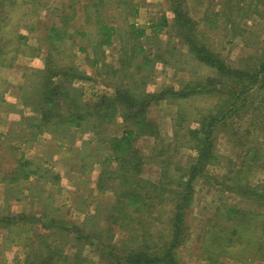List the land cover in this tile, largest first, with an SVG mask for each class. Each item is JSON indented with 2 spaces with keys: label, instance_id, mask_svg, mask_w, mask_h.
I'll use <instances>...</instances> for the list:
<instances>
[{
  "label": "rangeland",
  "instance_id": "1",
  "mask_svg": "<svg viewBox=\"0 0 264 264\" xmlns=\"http://www.w3.org/2000/svg\"><path fill=\"white\" fill-rule=\"evenodd\" d=\"M228 1L64 0L61 7L62 0H0V216H8L10 220L0 222V264H47L50 259H44L49 255L28 256L40 244L55 253L53 264H121L124 253H154L162 242L171 241L172 199L177 200L181 181L187 179L184 174L196 163L199 176L193 181V196L185 210L184 241L176 251L186 264H211L202 255L207 231L208 237L216 231L223 235L222 227L233 220L221 223L220 215H228L232 206L251 204L228 187L237 176L244 154L235 145L237 138L232 132L238 129L243 134L250 122L251 126L256 125L253 113L264 105V90L253 93V88H249L245 94L247 104L239 115L229 119L231 125L215 130L211 139L215 155L201 169L198 158L206 153L191 132L202 130L204 117L217 114L228 96L231 99L227 105L235 99L231 93L235 82L230 76H217L214 68L198 60L185 34L192 32L194 39L210 46L233 69L254 73L264 62V0L258 4L260 11L246 18L237 17ZM145 6L149 8L147 13ZM175 9L186 20V30H182ZM59 16L62 22L57 21ZM98 19L116 26L110 41L96 40V45L107 51L92 55L103 57L104 61L99 69L87 75L92 79L97 76L102 84L94 87L88 83L87 87L79 88L78 78L70 74L84 63L78 53L80 33L89 31L95 40L100 26ZM132 23L148 30V34L137 41L131 39ZM135 42L138 48H144L143 54L135 51L133 54ZM261 75L264 77L263 72ZM213 77L218 78V90L199 92L198 86ZM60 81L64 82V88L57 94L52 90ZM117 88H128L135 96L195 88L189 95L153 103L147 114L159 122L160 134L141 136L134 142L142 154L141 177L149 180L151 190L154 184L164 187L160 190L163 199L153 210L149 205L138 212L134 207L124 210L122 203L116 202L113 189L98 187L102 168L95 162L107 151L99 152L98 157L93 131L83 136L81 129L51 123L52 137H49L11 127L12 122L23 121L20 111L23 98L28 102L26 106L39 105L45 111L50 109L44 104L43 97L47 94L54 100V113L49 114L63 121L75 109L82 111L89 104L94 109L100 95H117ZM123 120L119 116L101 130L108 127L112 136L121 135ZM255 137L259 145L263 142L260 148L264 151V133L256 130ZM46 138L51 140L45 142ZM25 161L31 164L26 166ZM18 166H26L29 176ZM110 166L115 167L116 162L111 161ZM254 172V182L264 181V170ZM113 181L119 190L125 189L124 177L110 179L108 183L112 185ZM127 211L130 217L124 214ZM33 217L39 220L36 222ZM131 217L144 219L146 226ZM260 217L255 215L254 219ZM48 218L76 224L84 229V235H78L77 231L67 234L59 227L49 230L42 224ZM253 233L254 238L262 237L260 230ZM218 262L264 264L261 259L243 262L225 256L218 257Z\"/></svg>",
  "mask_w": 264,
  "mask_h": 264
},
{
  "label": "trees",
  "instance_id": "2",
  "mask_svg": "<svg viewBox=\"0 0 264 264\" xmlns=\"http://www.w3.org/2000/svg\"><path fill=\"white\" fill-rule=\"evenodd\" d=\"M228 3L233 4V6L230 5V8L232 7L233 12L237 17L246 18L252 15V13L260 11L258 4L262 3V0H229ZM175 12L177 14L178 22L182 23L180 24L182 30H186V20L183 18L180 10L175 9ZM137 13L138 10L136 9L134 14L137 15ZM65 20L66 18L64 19V22ZM96 21L100 25L99 32L104 37L101 41H110L114 36L116 26L110 25L102 19ZM131 31L132 34L130 38L134 41H137L136 39L142 38L146 35V29H139L134 23L131 24ZM185 38L190 49L195 53L198 60L214 68L217 76H230L235 82V88L232 90L233 92H231L234 93L233 95H235V99L227 105L228 101L231 99V97L228 96L222 106L219 107L220 111L217 114H209L204 117L202 130L199 129L191 132L194 139L202 144V151L207 154L202 153L198 158L202 165L200 167L203 169L206 167V161L210 159L209 157L215 155L213 153V144L211 142L215 130L218 128H225L228 124L231 125L229 119L233 118L232 116L234 114L239 115V111L247 104L248 97L245 96V94L249 91V88H253L251 91L253 93L258 92L261 89L264 90V77L261 75L262 72L264 74V62L262 63L260 70H256L254 73L241 69H233L228 66L220 55L212 50L210 46L194 39L192 32L186 33ZM133 48V54L134 51L135 53L139 52L142 54L144 52L142 46L138 48L137 42H135ZM70 75L71 77L76 76L78 79L85 78L84 73L80 72L77 68ZM61 81L58 82L56 88L53 90L51 89L53 92H58L57 94L61 93L59 89L64 88V82ZM223 82L225 81H221L220 83L222 84ZM49 84L51 85L53 82H50ZM218 88V78L213 77L208 78L207 81L203 82L197 89L199 92L209 93L218 90ZM116 91L117 95H100L98 100L94 103V109L91 108L92 105L90 104L82 111L75 109L72 113H69L71 117H63V119H65L63 121L56 116L52 117L49 114L54 113V100L48 98L46 94V96L43 97L44 104L50 106V109L43 110L44 117L42 118V124L48 129H50L49 124L51 123L55 125L65 123L68 129L76 127V129H81V131H93L96 136L95 141L97 143L95 151L98 157L99 152L102 153L104 149L107 151L100 160L95 162L101 163L100 165L102 168L98 177V187L101 190L107 188L113 189V195L116 197V202L122 203L121 207L124 210L127 209V207H134V211L138 212L148 205L150 209L153 210V208L156 207V204L163 199L160 190H163L164 187L154 184V189L151 190V183L149 180L141 177L143 168L140 158H142V154L134 142L141 136L156 137V135L160 134L158 123L149 119L147 114V110L153 103L161 99H167L168 97L179 98L189 95L195 91V88H192L191 90L187 88L176 90L173 88L170 94L166 93V90H161L152 94L144 93L141 96L132 95L128 88H117ZM69 92H71V90H69ZM69 92H67V94ZM220 92L221 91H219V93ZM89 108H91V110ZM119 111H121V114H118ZM119 116L124 118V129L121 135L112 136L107 132L108 127H106V131L101 130V128H104V125L108 124L109 126L110 123L114 122ZM252 119H255L254 122L256 125L251 126L250 122V126L245 133H240L237 128L236 131L232 132L237 138L235 145L239 147L244 154L242 162L239 165V170H236V178H232L231 184L228 185L231 190L248 199L251 204L245 207L232 206L229 209L230 212H227L228 215H220L219 219L221 220V223L224 222L225 219H228L229 221L233 220L231 224L222 227V229H225L223 235H218L216 231L212 233L213 235L211 237H208L210 231H207L202 244L205 254L202 255L205 259L210 261L211 264H220L218 262V257L223 256L243 262L248 259L252 260L253 258L264 261V181L258 180L257 182H254L252 180V177H255V175L253 176L252 171L255 170V172H257L264 170V151L260 148V145L263 142L259 145L255 140L256 130H258L260 134L264 133V105L256 108ZM109 135L111 136L108 140ZM199 150L201 152V149ZM204 158H206V160H204ZM111 161L116 162L115 167L110 166ZM30 164L31 162L25 161L26 166H29ZM26 166H18V169L20 168L21 171H24L25 176L28 177L29 173H27ZM198 168L199 166L196 163L190 167L186 174H184V176H187V179L181 181L182 190L179 192L178 196L176 195L177 200L175 198L172 199L174 202L172 209L173 215L169 218V223H171V241L166 243L162 242L161 245L155 249L154 253L144 251L124 253L121 264H186L179 259L176 249L184 241L183 237L186 233L184 227L185 210L189 206V202L193 196L192 185L195 178L199 176V174H197ZM239 174H242V176ZM248 174H250V176ZM119 177L125 178L124 190H119L115 181L112 182V185L108 183L110 179L112 181ZM183 178L184 177H182V179ZM151 191L154 192L153 195H151ZM124 214L127 217H130L128 211ZM255 215L261 217L254 219ZM27 218L28 217H24L25 220H27ZM34 219L36 222L39 220L38 218ZM138 219L141 226H146L144 224V219L131 217L132 221H137ZM2 221L10 220L8 219V216H0V222ZM30 222L32 221L30 220ZM42 224L48 226L49 230H52L54 227H59V230H62L67 234L77 231L79 232L78 235H84V229L82 227L76 224L69 225V223L63 219L48 218L44 219ZM258 230L262 232V237L258 236L257 238H254L255 233L253 232ZM90 232L91 230L88 231L87 237L90 236ZM251 236H253V238H251ZM133 237L138 236L134 235ZM216 249H219V252H217ZM54 254L53 250L51 252L46 250L45 244H40L37 248L34 247L28 256L49 255L48 258H45L44 260L48 261L50 259L47 264H53L54 258L52 257ZM63 259L66 261L68 260L66 257Z\"/></svg>",
  "mask_w": 264,
  "mask_h": 264
},
{
  "label": "crops",
  "instance_id": "3",
  "mask_svg": "<svg viewBox=\"0 0 264 264\" xmlns=\"http://www.w3.org/2000/svg\"><path fill=\"white\" fill-rule=\"evenodd\" d=\"M61 5H62L61 7H63L65 5L64 0H62ZM147 10H149V8H147L145 6L144 12L147 13ZM141 11H143V8L140 9V13H141ZM140 16H141V14H140ZM62 20H63V18L61 19L60 16L57 17L58 22H62ZM97 33H98V36H97ZM147 34H148V30H146V35ZM95 35L97 36V38L94 40V37H92L91 32L86 31L84 33L83 32L80 33L81 42H79L80 45L78 47V53L82 54L84 63L78 64L77 69L80 72L84 73L85 78L78 79V81L76 82L77 86L79 88L80 87L81 88L87 87L88 83L94 85V87H101V85H99L101 83V80H99L100 78L98 79L97 76L95 77L94 75H93V79L87 77V75L88 76L91 75V71H93L94 69H99L103 65V61H104L103 57L94 58L92 55L93 54L99 55V53H100V55H103V54H106V51H107L106 48L98 47V45H96V40L101 41L104 39V37L99 32V28L96 31ZM74 40L77 42L79 41V39L77 40L75 38H74ZM40 67H42V66H40ZM96 85H98V86H96ZM103 90H101V91H103ZM21 101H22V106H21L20 111L22 113L23 121L21 123L12 122L14 124H11V127L12 128H18V130H20V131H25V132L31 131V134H36L38 136L52 137L50 132H49L50 130L42 124V118L44 117L43 108L41 106L39 108V105H36L34 107L26 106L25 104H28V102L26 101L25 98H23ZM24 117H26V119H25L27 121L26 123H24ZM148 118L153 120L152 116L150 114H148ZM153 121L156 122V120H153ZM157 123H159V122H157ZM8 130H9V128H8ZM82 132L84 134V135L82 134L83 136L92 134V132L90 130L82 131ZM46 139H48V140H44L45 142H48L51 140L49 138H46ZM73 150H75V148ZM102 150H103V148H102ZM55 151H58V150H55ZM41 163L42 162H40V163L36 162L37 165H41ZM97 164L100 165L101 163H97ZM38 179H40L42 182L46 181L44 178H38Z\"/></svg>",
  "mask_w": 264,
  "mask_h": 264
}]
</instances>
